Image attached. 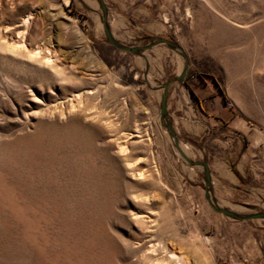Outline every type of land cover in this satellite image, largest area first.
Wrapping results in <instances>:
<instances>
[{
	"label": "rangeland",
	"instance_id": "1",
	"mask_svg": "<svg viewBox=\"0 0 264 264\" xmlns=\"http://www.w3.org/2000/svg\"><path fill=\"white\" fill-rule=\"evenodd\" d=\"M100 1L0 0V264H264V0Z\"/></svg>",
	"mask_w": 264,
	"mask_h": 264
},
{
	"label": "water",
	"instance_id": "2",
	"mask_svg": "<svg viewBox=\"0 0 264 264\" xmlns=\"http://www.w3.org/2000/svg\"><path fill=\"white\" fill-rule=\"evenodd\" d=\"M98 1H99V3H100L101 8L103 9V7H102V5H101V1H100V0H98ZM205 173H206V172H205ZM222 211H224L225 213H228V214H234V212H232L231 210L222 209Z\"/></svg>",
	"mask_w": 264,
	"mask_h": 264
},
{
	"label": "bare ground",
	"instance_id": "3",
	"mask_svg": "<svg viewBox=\"0 0 264 264\" xmlns=\"http://www.w3.org/2000/svg\"><path fill=\"white\" fill-rule=\"evenodd\" d=\"M12 48V47H11ZM13 51V50H12ZM19 53V52H18ZM36 55V54H35ZM29 56V55H28ZM48 58V57H47ZM35 59V58H34ZM43 58L41 57V59L40 60H42ZM45 60V59H44ZM43 61V60H42ZM50 61V60H49ZM46 62H48V61H46ZM51 62V61H50ZM47 64V63H46ZM177 261V260H176Z\"/></svg>",
	"mask_w": 264,
	"mask_h": 264
}]
</instances>
